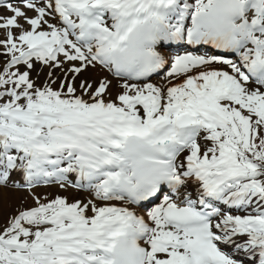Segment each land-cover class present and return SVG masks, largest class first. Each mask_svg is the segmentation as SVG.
I'll return each instance as SVG.
<instances>
[{
	"label": "snow or ice",
	"instance_id": "snow-or-ice-1",
	"mask_svg": "<svg viewBox=\"0 0 264 264\" xmlns=\"http://www.w3.org/2000/svg\"><path fill=\"white\" fill-rule=\"evenodd\" d=\"M0 33V264H264V0H0Z\"/></svg>",
	"mask_w": 264,
	"mask_h": 264
},
{
	"label": "rangeland",
	"instance_id": "rangeland-1",
	"mask_svg": "<svg viewBox=\"0 0 264 264\" xmlns=\"http://www.w3.org/2000/svg\"><path fill=\"white\" fill-rule=\"evenodd\" d=\"M0 34H2V33H0ZM0 63H2V61H0ZM46 190H38V192H42V193H52V194H55L56 192H58L59 191V189L58 188H55V189H50V188H45ZM61 194H67V195H69L68 193H61ZM21 195H26V193H21ZM32 200H31V198H29L28 200H27V205H32Z\"/></svg>",
	"mask_w": 264,
	"mask_h": 264
},
{
	"label": "bare ground",
	"instance_id": "bare-ground-1",
	"mask_svg": "<svg viewBox=\"0 0 264 264\" xmlns=\"http://www.w3.org/2000/svg\"><path fill=\"white\" fill-rule=\"evenodd\" d=\"M38 190H40V189H37V191H38ZM77 195H78V194H77ZM17 203H18V201H17ZM222 247H223V246H222Z\"/></svg>",
	"mask_w": 264,
	"mask_h": 264
}]
</instances>
